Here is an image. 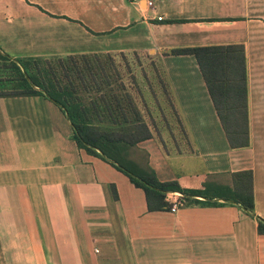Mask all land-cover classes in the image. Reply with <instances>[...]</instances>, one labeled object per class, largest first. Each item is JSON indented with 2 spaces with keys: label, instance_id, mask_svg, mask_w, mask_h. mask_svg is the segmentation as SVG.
Here are the masks:
<instances>
[{
  "label": "crops",
  "instance_id": "0c3cea01",
  "mask_svg": "<svg viewBox=\"0 0 264 264\" xmlns=\"http://www.w3.org/2000/svg\"><path fill=\"white\" fill-rule=\"evenodd\" d=\"M152 1L0 0V63L1 54L40 65L93 52L156 58L186 132L168 145L138 142L158 178L196 190L251 169L264 218V0ZM217 43L244 45L241 148L230 147L195 56L167 52ZM72 132L46 96L0 95V264H264V233L239 204L195 195L149 210L144 190Z\"/></svg>",
  "mask_w": 264,
  "mask_h": 264
},
{
  "label": "trees",
  "instance_id": "16d2710c",
  "mask_svg": "<svg viewBox=\"0 0 264 264\" xmlns=\"http://www.w3.org/2000/svg\"><path fill=\"white\" fill-rule=\"evenodd\" d=\"M167 52L195 56L230 147L248 146L250 126L243 43L185 45L172 47ZM116 53L124 55V52ZM116 53L69 54L58 58L55 63L44 61L41 65L37 61L10 59L1 54L0 95L42 94L54 101L67 115L72 126V137L78 146L108 161L141 187L149 210L170 209L174 202L183 204L182 198L187 200L195 195H202L206 200L218 197L222 201L239 204L247 213L255 216L258 232L264 233V218L254 211L251 169L232 171L230 183L212 182L210 187L196 190L185 189L176 179L158 178L149 163L148 151L138 142L156 136L160 143L168 145L172 140L185 138L180 113L173 103L160 64L156 58L148 55L152 73L149 76L147 71L141 70L142 83L148 86L144 89L137 84V93L145 97L144 90L149 91L160 114H163L164 129L158 128L159 133L156 134L153 110L145 106L152 117L149 123L134 94L122 91L124 83L112 84L116 79L110 74V65L103 59L107 56L108 60L114 62ZM115 72L118 75L116 69ZM153 75L159 81L160 92H157L154 82L151 83ZM132 77L138 81L136 74ZM100 88L102 91L96 95ZM90 89H93L95 96L91 99L87 97ZM177 147L182 148L180 142Z\"/></svg>",
  "mask_w": 264,
  "mask_h": 264
},
{
  "label": "rangeland",
  "instance_id": "374dc122",
  "mask_svg": "<svg viewBox=\"0 0 264 264\" xmlns=\"http://www.w3.org/2000/svg\"><path fill=\"white\" fill-rule=\"evenodd\" d=\"M103 61L108 63L111 69L110 74L112 75L113 78L116 80L112 81V84L117 83V82H123L124 83V88L122 91H129L132 95L134 94V97L137 101L138 106L141 109V112L144 116V118L151 123L152 117L150 116V112L146 109L145 106H149L151 110H153V119H154V124H155V132L156 134L159 133L157 129L159 128L160 130L164 129V119H163V114H160V111L156 105V103L153 101V99L150 97L149 91L144 90V93H146L145 97L141 96V94L137 93L138 85L140 84L144 89H147V84L142 83V80L140 78V72L142 71H147V73L150 76V71L152 68L148 61H150V57L145 54H136V53H125L123 54H118L116 53L115 59L113 60L114 62L108 60V57H104ZM113 67V69H112ZM118 72L117 73L115 72ZM142 70V71H141ZM136 74L137 75V80H133L132 75ZM73 75V74H72ZM153 80H151V83L154 82V85L157 86V92H160V85L159 81L153 76H151ZM106 85V84H104ZM93 89H90V91L87 92V97H95L92 94ZM101 88L96 91V95H99L98 93L101 92ZM98 98V96H96ZM153 126V125H152ZM154 128V126H153Z\"/></svg>",
  "mask_w": 264,
  "mask_h": 264
},
{
  "label": "built area",
  "instance_id": "2783aa9c",
  "mask_svg": "<svg viewBox=\"0 0 264 264\" xmlns=\"http://www.w3.org/2000/svg\"><path fill=\"white\" fill-rule=\"evenodd\" d=\"M148 4L149 5H152L153 4V1L152 0H148ZM177 208V203L176 202H174L173 204H172V206H171V210H175Z\"/></svg>",
  "mask_w": 264,
  "mask_h": 264
}]
</instances>
